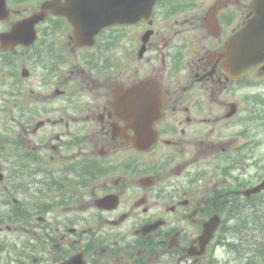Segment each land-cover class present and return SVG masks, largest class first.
Here are the masks:
<instances>
[{
  "label": "flooded vegetation",
  "instance_id": "flooded-vegetation-1",
  "mask_svg": "<svg viewBox=\"0 0 264 264\" xmlns=\"http://www.w3.org/2000/svg\"><path fill=\"white\" fill-rule=\"evenodd\" d=\"M158 1L153 19L114 27L115 56L106 43L113 27L82 46L69 24L48 21L39 25V44L5 58L6 79L26 80L35 68L45 80L40 96L54 101L41 112L21 104L6 121V174L27 186L21 206L29 230L3 264H212L229 208L249 202L246 170L264 143V92L251 88L264 82V64L236 78L219 53L251 6ZM217 1L220 28L210 13ZM196 28L207 31L206 43L184 34ZM103 42L105 59L97 54ZM146 76L162 83L164 98L148 152L113 108L118 86ZM215 214L221 220L201 253Z\"/></svg>",
  "mask_w": 264,
  "mask_h": 264
},
{
  "label": "water",
  "instance_id": "water-1",
  "mask_svg": "<svg viewBox=\"0 0 264 264\" xmlns=\"http://www.w3.org/2000/svg\"><path fill=\"white\" fill-rule=\"evenodd\" d=\"M155 2L156 0H66V2L52 1L47 6L52 7L59 14L66 15L74 23L78 38L84 40L89 36L93 38L104 26L134 22L143 16L149 17ZM252 6L255 14L230 36L221 55L224 70L233 76H239L250 65L264 61V0H253ZM6 12V0H0V18ZM45 15V12H36L30 17L17 21L11 30L1 34L2 43L4 45L30 43L36 37V24L44 19ZM154 88H158L157 82L147 78L127 90L130 94L139 93V101L133 109L137 107L141 115L151 119L158 116L162 106L161 102H156V108L151 105L153 96L157 95L156 92L153 93ZM128 103L130 107V99ZM148 112L150 114H147ZM2 177L0 172V179ZM263 189L264 180L261 184L248 189L246 194L250 195ZM212 222L202 236L203 241L208 240L213 234L218 218L213 219Z\"/></svg>",
  "mask_w": 264,
  "mask_h": 264
},
{
  "label": "rangeland",
  "instance_id": "rangeland-1",
  "mask_svg": "<svg viewBox=\"0 0 264 264\" xmlns=\"http://www.w3.org/2000/svg\"><path fill=\"white\" fill-rule=\"evenodd\" d=\"M37 0H27L25 2L27 7L36 6ZM198 4L203 6L207 1L210 0H197ZM246 3L250 0H244ZM25 4L14 5V8L25 7ZM241 6H236V15L237 18L240 15ZM162 21L160 20V23ZM146 25V24H145ZM147 26V25H146ZM4 28V25L0 22V30ZM141 28V26L139 27ZM200 28H196L194 30L187 31L188 34L195 38L202 40L204 36H206L205 30H199ZM116 29H112L108 33V41L107 44L112 43V37L115 35ZM202 33V34H201ZM203 35V37L201 36ZM68 38V35H67ZM110 39V40H109ZM206 42V38H205ZM104 42L102 46L97 49V51H101V53H97L99 55H103L105 59V51H104ZM115 45L108 50V54H113L115 56ZM72 53L71 50H69ZM2 54L1 44H0V56ZM57 56V53H54ZM71 55H74L72 53ZM0 69L2 70L0 74V162L2 164V170L5 171L6 161H5V152L3 149V144L5 143V126L6 121L10 116L14 114H19L21 110V104H24V108L27 109H37L41 112L44 108H50L51 104L54 101V98H50L45 100L39 94L38 87L43 84L45 81L43 76L39 75L35 72V68L33 69L34 75L29 77L26 80L16 79L8 77V84H4V73L2 69V65H0ZM127 72H130L131 68H126ZM39 72H42L40 69ZM133 78V76H132ZM28 83V89H34V92H24L19 93L21 89L17 87L18 85H24ZM10 87V88H9ZM25 88L24 90H28ZM251 90H256V92H264V82H260V85L257 87H252ZM7 99V100H5ZM44 117V116H43ZM264 138V136H263ZM251 158V165L249 168V173L251 175L252 181L260 180L264 175V145H262L261 150H257L254 152ZM216 162V159H210L205 161V164H213ZM209 169V168H208ZM235 172H238L236 170ZM210 173V171H209ZM262 174V175H261ZM35 193V191H32ZM24 194L19 190L17 185L13 186L9 179L0 181V264L4 263L5 256L14 248L19 247L21 245V239L24 236H28L25 234L29 229L26 227V222L29 220L24 218H6V215L11 213V210H20L22 212V207L15 208L16 203H21V198ZM14 207V209H13ZM259 208L264 209V202ZM236 218V214H235ZM35 218H33V221ZM249 221V222H245ZM31 224H34L30 222ZM229 235L233 238V241H236L237 245L231 244L227 246H219L217 248L216 256L218 258L219 264H264V220H259L256 218H251L247 220V218H237L233 219L230 222Z\"/></svg>",
  "mask_w": 264,
  "mask_h": 264
},
{
  "label": "trees",
  "instance_id": "trees-1",
  "mask_svg": "<svg viewBox=\"0 0 264 264\" xmlns=\"http://www.w3.org/2000/svg\"><path fill=\"white\" fill-rule=\"evenodd\" d=\"M252 210H248L247 208L242 209L240 211H237L236 209V218H247V220H250L251 218H256L259 220H264V209L258 208L256 209L255 206L251 207ZM246 223L249 221H245Z\"/></svg>",
  "mask_w": 264,
  "mask_h": 264
}]
</instances>
